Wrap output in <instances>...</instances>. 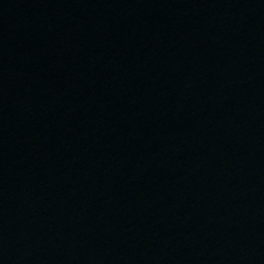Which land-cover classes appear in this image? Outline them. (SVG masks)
I'll return each mask as SVG.
<instances>
[{
  "label": "water",
  "instance_id": "1",
  "mask_svg": "<svg viewBox=\"0 0 264 264\" xmlns=\"http://www.w3.org/2000/svg\"><path fill=\"white\" fill-rule=\"evenodd\" d=\"M0 264H264V0H0Z\"/></svg>",
  "mask_w": 264,
  "mask_h": 264
}]
</instances>
